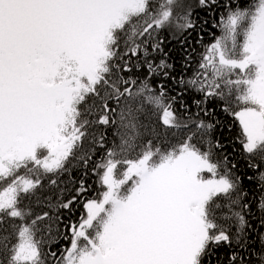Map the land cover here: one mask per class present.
<instances>
[{"label":"snow or ice","instance_id":"6c2138e0","mask_svg":"<svg viewBox=\"0 0 264 264\" xmlns=\"http://www.w3.org/2000/svg\"><path fill=\"white\" fill-rule=\"evenodd\" d=\"M0 264H264V0H0Z\"/></svg>","mask_w":264,"mask_h":264}]
</instances>
